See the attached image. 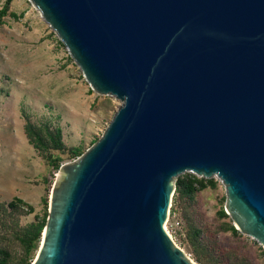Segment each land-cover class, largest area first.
I'll return each mask as SVG.
<instances>
[{
  "label": "water",
  "instance_id": "obj_1",
  "mask_svg": "<svg viewBox=\"0 0 264 264\" xmlns=\"http://www.w3.org/2000/svg\"><path fill=\"white\" fill-rule=\"evenodd\" d=\"M121 104L60 164L30 264H199L165 229L175 177L224 183L264 245V0H29Z\"/></svg>",
  "mask_w": 264,
  "mask_h": 264
},
{
  "label": "rangeland",
  "instance_id": "obj_2",
  "mask_svg": "<svg viewBox=\"0 0 264 264\" xmlns=\"http://www.w3.org/2000/svg\"><path fill=\"white\" fill-rule=\"evenodd\" d=\"M9 10L16 15L5 14L0 24V201L18 195L34 209L28 212L21 206L10 216L12 222L6 218L7 226L0 228V246L8 252L7 264H23L25 259L30 264L41 235L36 246L26 252L15 230L18 233L48 209L50 190L61 171L28 142L23 113L33 122L61 127L65 149H52L61 157V164L80 155L71 154L69 147L84 151L101 135L121 101L115 95L93 91L79 65L29 0H11ZM211 177L215 184L197 190L187 210L206 223L219 249L238 258L245 255L252 264H264V245L240 230L234 234L224 228L226 222L234 224L229 214H219L225 206V186L218 176ZM184 205V199H177L173 190L165 224L176 244L196 261L187 238ZM15 218L17 224L12 225Z\"/></svg>",
  "mask_w": 264,
  "mask_h": 264
},
{
  "label": "trees",
  "instance_id": "obj_3",
  "mask_svg": "<svg viewBox=\"0 0 264 264\" xmlns=\"http://www.w3.org/2000/svg\"><path fill=\"white\" fill-rule=\"evenodd\" d=\"M11 0H4L0 7V24L5 14L9 13L15 16V12L9 10ZM9 10V11H8ZM24 116V132L29 143L47 159V162L58 168L60 166L61 157L55 155L52 149H65V144L62 139V129L58 125L52 126L49 122L44 121L41 123L33 122L29 117L23 113ZM98 138V137H97ZM97 138H94V142ZM71 154L78 155L83 150L78 146L69 147ZM215 181L213 177L206 178L203 176H197L189 172H183L178 174L174 179V192H176L177 199H184V213L188 231V241L191 245V249L194 253L196 261L200 264H252L245 255L237 257V254L225 253L219 249L216 245L209 227L204 221L196 218L193 213L187 210L190 202L193 200L195 192L206 185L213 186ZM45 204L47 205L46 198H44ZM21 206H25L28 212H32L34 207L31 203L27 202L19 196H13L7 201H0V228L7 226V217H10L13 211L18 210ZM221 216H227V212L224 208L219 211ZM47 210L39 216L36 215L35 219L30 221L28 224L21 227L20 231L15 230L16 236L18 237L21 244L24 246L26 252L32 247L36 246V240L40 237L41 232L46 221ZM12 218L10 217L9 221ZM12 222V220H11ZM17 220L14 219L12 225H16ZM11 225V224H10ZM224 228L230 230L232 233H238L239 230L231 222H226ZM231 255V258H230ZM8 252L6 249H2L0 246V264H7ZM23 264H29L27 259L23 261Z\"/></svg>",
  "mask_w": 264,
  "mask_h": 264
},
{
  "label": "bare ground",
  "instance_id": "obj_4",
  "mask_svg": "<svg viewBox=\"0 0 264 264\" xmlns=\"http://www.w3.org/2000/svg\"><path fill=\"white\" fill-rule=\"evenodd\" d=\"M167 224H165V229L168 231V233L170 234V232H169V230H168V228H167V226H166ZM171 235V237H172V234H170Z\"/></svg>",
  "mask_w": 264,
  "mask_h": 264
},
{
  "label": "crops",
  "instance_id": "obj_5",
  "mask_svg": "<svg viewBox=\"0 0 264 264\" xmlns=\"http://www.w3.org/2000/svg\"><path fill=\"white\" fill-rule=\"evenodd\" d=\"M15 196V195H14ZM16 196H18V195H16ZM20 197V196H19ZM22 198V197H21ZM24 199V198H23Z\"/></svg>",
  "mask_w": 264,
  "mask_h": 264
},
{
  "label": "built area",
  "instance_id": "obj_6",
  "mask_svg": "<svg viewBox=\"0 0 264 264\" xmlns=\"http://www.w3.org/2000/svg\"><path fill=\"white\" fill-rule=\"evenodd\" d=\"M194 174H196V173H194ZM198 175V174H197ZM200 176V175H199Z\"/></svg>",
  "mask_w": 264,
  "mask_h": 264
}]
</instances>
